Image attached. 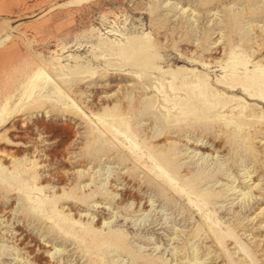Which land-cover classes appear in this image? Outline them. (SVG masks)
Wrapping results in <instances>:
<instances>
[{
	"label": "rangeland",
	"instance_id": "374dc122",
	"mask_svg": "<svg viewBox=\"0 0 264 264\" xmlns=\"http://www.w3.org/2000/svg\"><path fill=\"white\" fill-rule=\"evenodd\" d=\"M0 264H264V0H0Z\"/></svg>",
	"mask_w": 264,
	"mask_h": 264
},
{
	"label": "bare ground",
	"instance_id": "6f19581e",
	"mask_svg": "<svg viewBox=\"0 0 264 264\" xmlns=\"http://www.w3.org/2000/svg\"><path fill=\"white\" fill-rule=\"evenodd\" d=\"M132 48V47H131ZM129 50V49H128ZM127 52V51H126ZM144 53V51H143ZM123 54V53H122ZM135 54V53H133ZM151 55V54H150ZM128 56V55H127ZM141 56V55H140ZM143 56V55H142ZM137 58V56H136ZM136 61V60H135ZM127 62V61H126ZM133 62V61H132ZM146 62H147V59H146ZM139 65V64H138ZM144 67V66H143ZM154 68V67H153ZM165 72V71H164ZM172 77V76H171ZM182 78V77H180ZM49 76L47 75V73L44 71V69L42 67H40L32 76L31 80L29 81V88H28V91L25 93L24 95V98H29L31 97L36 91H40L44 88V85L48 82L49 80ZM177 79V78H176ZM257 79V78H256ZM51 81V80H50ZM192 81V80H191ZM259 81V80H258ZM177 82V81H176ZM177 84V83H175ZM210 85V84H209ZM255 86V85H254ZM172 89L173 88V85L171 86ZM260 87V86H259ZM243 88V87H242ZM254 88V87H253ZM186 90V89H185ZM242 92V91H241ZM187 93V91H186ZM169 94V93H168ZM158 95V94H157ZM171 95V94H170ZM189 98V97H188ZM192 98V97H191ZM193 99V98H192ZM197 101V100H195ZM200 102V101H199ZM176 104V103H175ZM195 104V103H194ZM5 105L3 106V108L1 109V111H4L5 110ZM235 105V104H234ZM167 106V105H166ZM231 106V105H230ZM218 110V109H217ZM225 110V109H224ZM199 111V110H198ZM205 111V110H204ZM213 111V110H212ZM228 111V110H226ZM210 112V111H209ZM215 113V112H214ZM237 113V112H236ZM172 114V113H171ZM218 114V112H217ZM216 114V115H217ZM245 114V112H244ZM203 115V114H202ZM173 116V115H172ZM199 117V116H198ZM180 118V117H178ZM182 118V117H181ZM197 118V117H196ZM204 118V117H203ZM212 118V117H211ZM176 119V118H175ZM184 119V118H183ZM181 120V119H180ZM189 120V119H188ZM200 120V119H199ZM205 121V120H204ZM179 123V122H178ZM191 123V121H190ZM237 123V122H236ZM228 124V123H227ZM234 124V122H233ZM127 126V125H126ZM185 190V189H184ZM202 198V197H201Z\"/></svg>",
	"mask_w": 264,
	"mask_h": 264
}]
</instances>
